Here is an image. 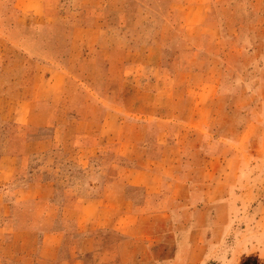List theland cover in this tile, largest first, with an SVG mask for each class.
Returning a JSON list of instances; mask_svg holds the SVG:
<instances>
[{
    "label": "crops",
    "instance_id": "1",
    "mask_svg": "<svg viewBox=\"0 0 264 264\" xmlns=\"http://www.w3.org/2000/svg\"><path fill=\"white\" fill-rule=\"evenodd\" d=\"M13 4L18 12L16 24L21 27L33 25L32 16L57 17L56 0H14ZM94 5L96 0H79L66 62L60 65L55 59L34 56L33 68L27 74L22 71L23 79L16 81L11 74L5 78L0 70L4 140L0 151V264H13V248L6 251V247L19 241L21 255L49 257L46 240L55 241L62 234L56 227L40 230L18 225L10 209L13 201L54 204L55 195L62 193V207L74 210L83 227L94 223L149 241L167 231L174 235L184 221L198 230L199 237L205 233L206 215L223 186L214 179L198 184L193 172L202 169L213 174L223 166L224 172L231 170L230 160L236 152L224 150L219 141L232 139L213 128L214 97L221 91L223 74L208 68L220 45L216 24L209 26L207 35L200 33L191 40L185 32L190 25L204 22L205 0H170L163 32L156 38L150 35V27L141 29L148 35L136 56H125L120 50L110 37V28L120 25L110 27L98 21ZM166 48L171 51L162 53ZM83 61L90 62L86 77L72 70ZM193 75L200 78L196 84L189 82ZM128 78H136L134 100L125 97L131 85ZM12 124L21 130L11 131ZM258 124V118H246L245 139L252 138ZM24 127L49 129L50 133L32 138ZM33 144L35 149L30 147ZM57 148L83 164L101 158L99 189L92 181L83 190L75 189L72 182L60 186L54 175ZM251 148L245 145V157L253 152ZM202 183L206 186L201 187L197 200L195 189ZM177 236L183 242L179 253L196 244L188 232ZM84 249L105 262L110 245L93 246L88 241ZM77 256V263L85 264ZM74 258L69 264H75Z\"/></svg>",
    "mask_w": 264,
    "mask_h": 264
},
{
    "label": "rangeland",
    "instance_id": "2",
    "mask_svg": "<svg viewBox=\"0 0 264 264\" xmlns=\"http://www.w3.org/2000/svg\"><path fill=\"white\" fill-rule=\"evenodd\" d=\"M13 1L0 0L2 74H11L15 81L18 77L22 78V71L27 74L33 68L31 58L37 55L55 59L53 61L60 65L66 62L72 24L78 17L79 0H56V18L32 16L34 24L28 27L16 24L18 12ZM169 3L170 0H96L94 14L107 26L120 25L119 29L110 28V37L125 56H136V51L143 48L144 35H148L141 29L150 27V35L156 38L163 32L162 23ZM174 6L178 7V3ZM205 6L204 22L190 25L185 32L191 40L200 33L207 35L209 26L216 24L220 45L216 47L215 62L210 60L208 68L223 74L219 79L221 91H217L214 97L213 119L216 124L213 128L232 139L219 141L220 147L236 152L230 160L229 172H224V166L213 174L202 169L193 172L198 184L199 180L214 179L221 180L223 186L206 215V234L198 237V230L184 221L178 224L174 235L167 231L149 241L126 237L114 230L96 227L94 223L83 227L76 221L74 210L62 207L63 196L58 193L54 204L40 201L20 204L13 201L14 204L10 205L18 225L40 230L56 227L62 233L55 241L46 240V246L51 248L49 257L38 253L21 255L20 241L7 246L6 251L13 248V264H69L72 255L75 256V264H78L77 255L84 259L85 264H264V0H205ZM170 51L166 48L162 53ZM90 69L89 61L72 66L73 71L84 76ZM199 79L193 75L189 82L196 84ZM128 81L131 85L126 89L125 97L126 100H134L136 78H128ZM101 111L100 107L96 109L98 116ZM250 116L258 118L260 124L253 127L252 138L245 139L244 124ZM21 128L9 125L13 132ZM24 130L32 138L50 133L49 129L36 127H24ZM246 144L253 150L248 152L247 157L244 153ZM3 145L0 126V151ZM30 147L35 149L37 146L33 144ZM55 152L54 175L60 186L72 182L76 185L75 189L83 190L84 185L92 181L97 183L96 190L99 189L97 186L102 180V173L98 165L101 158L93 157L83 164L69 159L63 148H57ZM33 163L35 166L36 162ZM203 185L206 186V183L195 189L197 200H200ZM179 232H188L189 239L196 241L195 245L183 248L180 253L178 249L183 242L177 236ZM88 241L93 246L110 245L107 261L100 262L99 257L91 254L92 251H85ZM28 245L34 247V243Z\"/></svg>",
    "mask_w": 264,
    "mask_h": 264
}]
</instances>
